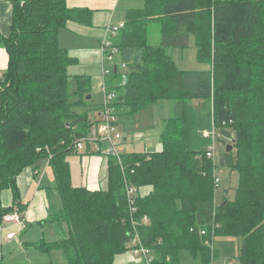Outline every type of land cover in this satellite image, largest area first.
I'll return each mask as SVG.
<instances>
[{
    "label": "trees",
    "instance_id": "trees-1",
    "mask_svg": "<svg viewBox=\"0 0 264 264\" xmlns=\"http://www.w3.org/2000/svg\"><path fill=\"white\" fill-rule=\"evenodd\" d=\"M11 5L9 36L0 37L8 56L0 78V222L24 211L18 176L47 160L61 205L40 225L54 224L62 237L33 247L61 250L67 264H114L134 234L151 250V264H180L182 253L213 264L215 237L240 239L236 264H264V0H144L143 8L126 11L111 37L125 80L119 68L103 77L106 93L115 95V115L162 100L174 107L160 133V152L108 157L105 192L73 187L66 161L93 124L87 112L97 107L83 102L92 86L81 75L75 94L89 110L73 111L67 78L77 61L58 36L69 22L90 27L92 11L69 8L66 0ZM150 25L158 27L155 46ZM190 37L208 71H182L173 62L169 52L188 47ZM212 126L217 141L233 139L220 162L238 176L234 199L224 193L218 205L214 161L205 157L211 139L203 136ZM126 186H151L152 192L136 196L131 207ZM4 191L10 206L2 203Z\"/></svg>",
    "mask_w": 264,
    "mask_h": 264
},
{
    "label": "crops",
    "instance_id": "crops-1",
    "mask_svg": "<svg viewBox=\"0 0 264 264\" xmlns=\"http://www.w3.org/2000/svg\"><path fill=\"white\" fill-rule=\"evenodd\" d=\"M12 1L13 0H0V37L2 38H7L10 33L12 18ZM85 2L86 0H80V3H75L74 6L72 5L67 7L72 8L79 6L78 9L84 8L92 11L91 26L85 27L73 22H69L64 31H67L70 37L76 38L78 40L80 39L78 43L79 48L77 49L79 51H76L74 54H71V57L75 59L79 58L80 52L84 49V52L86 53V59L92 63L91 56L94 52L93 56L95 58L93 67H89L88 70L85 69L86 71H81L80 68L82 63L80 61L79 64L77 63L76 65L68 68V75L70 76H89L91 79L92 86L91 91L99 92V94L101 95L102 101L100 104H89L91 107L93 106L92 108L97 107V109H93L87 116L88 119L93 123L99 121L101 105L103 103V95L101 91L102 84L104 81V78L102 77V40L105 35V29L108 25L117 26L113 22L115 16L118 13L119 4L122 2V0H88L90 5H82ZM130 9H137V7H133ZM102 10H104L105 13H101ZM125 13L126 10L122 12L124 18ZM59 39L60 37H58V41ZM109 39L112 43L113 38ZM62 48L65 49L67 52H70V50H74L73 47ZM115 62L116 64H120V60L118 58L115 59ZM7 63V53L4 48L0 47V76L5 71ZM85 66H87V64H85ZM122 141H125V139H123ZM66 161L69 164L71 185L73 187L85 188L92 192L107 191V159L103 156L102 153L96 152L95 145H87L85 150L67 157ZM53 184V176L48 167L47 160L39 161L36 168H28L18 176L17 185L20 191V206L24 208V211L20 212L23 227L21 230L19 229V226H5L4 224H2V222H0L1 263L5 262L6 264H11V260L17 256L18 251L19 253L26 251L27 249L25 248V246L29 243L33 244L38 242L39 240H44L45 243L49 244L58 241L62 237L54 224L48 223L40 225V222H43L47 219L51 208L54 207L57 209L61 205L58 194L53 191ZM138 192L141 196H147L152 192V187H140L138 188ZM1 197L3 205L10 206V192H2ZM10 232H13L15 234V237L13 239L7 240L5 237ZM238 243L240 246V242ZM211 246L213 248V242ZM14 249H17V251H10ZM49 255H47L48 257H46V259H49L48 261H45V259H43V256H37L36 259L39 260L37 262L47 264H67L66 258L65 262H63L62 260L65 256L61 257L55 255L50 257ZM236 257V255L232 257L233 261L228 262L227 264H235ZM217 258H219L218 254ZM28 259L30 260V258ZM33 261L34 260H31L30 263H33ZM113 263L134 264L133 257L129 251L115 256Z\"/></svg>",
    "mask_w": 264,
    "mask_h": 264
},
{
    "label": "rangeland",
    "instance_id": "rangeland-1",
    "mask_svg": "<svg viewBox=\"0 0 264 264\" xmlns=\"http://www.w3.org/2000/svg\"><path fill=\"white\" fill-rule=\"evenodd\" d=\"M75 3H80V0H66L67 6H74ZM84 6L90 5L88 0L84 4ZM107 5V4H106ZM105 5V6H106ZM144 0H122L118 7V13L114 18V24L118 25L124 23V15L122 14L123 11H127L130 8L137 7V9L143 8ZM79 7V6H78ZM72 7V8H78ZM101 13H105L102 10ZM82 35V34H81ZM59 45L60 47H73L74 50H70L68 55L74 54L79 48V41L80 39L72 38L69 36L67 31L61 30L59 32ZM148 39L149 43L153 46L158 45L160 42V36L158 32V27L156 25H150L148 30ZM82 40V39H81ZM74 43V44H73ZM91 48V47H90ZM84 49L80 52L79 58H76L77 63L79 64L80 61L82 63L80 70L86 71L89 67H93L94 63V52L91 56L92 63L85 57ZM173 62L175 63L176 67L182 71H194V72H203L208 71L209 66L205 63H201L197 60V51L194 46V40L192 37L189 38L188 47L185 49H175L169 52ZM89 62V63H88ZM87 64V66H85ZM86 76V75H85ZM89 77V76H88ZM76 90V82L75 77L68 75L67 78V91L69 95L70 103L74 104L73 111L77 114L81 115L84 114L89 107H85L84 105L80 104V97L75 94ZM90 96L91 99L87 100L86 97ZM83 102L93 105H98L101 103L102 98L99 92H90L86 96L83 97ZM174 107V101L172 100H162L155 104H152L138 112H135L132 115H120L117 117V132L121 135L122 141L119 144L118 151L121 154L124 153H156L162 150V143L160 141V133L164 128V124L167 119L172 117ZM91 111H88L89 114ZM98 123V121H97ZM232 138L220 136L218 141L215 144L214 150V166L215 171L214 175L219 181V187L215 190V203L218 205L220 204L221 198L225 193L227 199L229 201L234 199L235 189L237 186V173L231 171L228 167L223 166L220 162L224 152L225 147L232 143ZM103 150L106 149V145H103ZM40 241V240H39ZM38 241V242H39ZM36 242V243H38ZM240 239L235 238H220L215 237L213 239V248L216 250L218 257L215 258L213 264H227L228 262H232V257L235 255L237 256L239 252V243ZM27 244L25 248L26 251L20 252L18 251L17 256L11 260V264H47V263H40L37 262L39 260L36 259L37 256H43L45 261L49 255L52 256H64L62 255L63 252L61 250H54L49 253L43 252L41 250L36 249L33 247L34 244ZM228 245V246H227ZM11 248V247H10ZM8 249V248H6ZM12 252H16L17 249L10 250ZM26 252V255H25ZM1 253V251H0ZM227 255H226V254ZM42 254V255H41ZM44 254V255H43ZM30 258V260L28 259ZM63 262H65V257ZM39 259V258H38ZM31 260H34L33 263H30ZM200 255L198 254L195 259L191 258L188 253H182L180 257V264H199ZM0 264H6L5 262ZM236 264V262H235Z\"/></svg>",
    "mask_w": 264,
    "mask_h": 264
},
{
    "label": "built area",
    "instance_id": "built-area-1",
    "mask_svg": "<svg viewBox=\"0 0 264 264\" xmlns=\"http://www.w3.org/2000/svg\"><path fill=\"white\" fill-rule=\"evenodd\" d=\"M123 27V23L118 24L117 26L108 25L105 29V35L102 40L101 51H102V77L108 75L112 70H119L122 73V82L125 80L124 68L125 65L120 62L116 64L115 59L117 57V51L112 47L110 42L111 37L115 36L119 29ZM2 76V75H1ZM0 76V78H1ZM102 95L103 103L101 105L100 119L97 122H93L90 127V130L87 136L75 144V150L77 153L85 150L87 145H95V150L97 153H102L103 156L108 159V157H116L119 160L121 153L118 151L119 144L122 142L121 135L117 132V117L115 115V110L112 107V102L115 98V95L112 93H106L104 87V81L102 84ZM203 136L211 139V144L206 148L205 157L207 159H212L214 161V150L215 144L217 142V131L212 126L211 130L204 131ZM103 145H106V149H102ZM123 170V168H121ZM214 186L217 189L219 187V181L214 175ZM126 194L129 201V205L132 207L134 198L136 196H141L138 192V188L132 186H126ZM144 197V196H141ZM131 212L134 211V208L130 209ZM144 222H147L146 218H143ZM2 224L5 226L16 225L19 226V229L22 230V217L20 213L15 210L14 212L5 215L2 218ZM200 236L205 235L204 231L199 232ZM15 237L13 232H10L6 235V239L10 240ZM128 251L133 257L134 264H151L152 261V252L151 250L145 248L140 243L137 234L131 238L130 243L127 245Z\"/></svg>",
    "mask_w": 264,
    "mask_h": 264
},
{
    "label": "water",
    "instance_id": "water-1",
    "mask_svg": "<svg viewBox=\"0 0 264 264\" xmlns=\"http://www.w3.org/2000/svg\"><path fill=\"white\" fill-rule=\"evenodd\" d=\"M86 99L89 100V99H90V96H87ZM231 149H232L231 146H227V150H226V152H230Z\"/></svg>",
    "mask_w": 264,
    "mask_h": 264
}]
</instances>
